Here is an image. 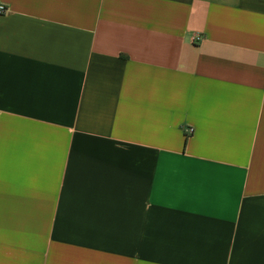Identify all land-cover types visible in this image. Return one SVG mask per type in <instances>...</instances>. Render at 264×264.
Segmentation results:
<instances>
[{
	"label": "crops",
	"instance_id": "obj_1",
	"mask_svg": "<svg viewBox=\"0 0 264 264\" xmlns=\"http://www.w3.org/2000/svg\"><path fill=\"white\" fill-rule=\"evenodd\" d=\"M0 5V264H264V0Z\"/></svg>",
	"mask_w": 264,
	"mask_h": 264
},
{
	"label": "built area",
	"instance_id": "obj_2",
	"mask_svg": "<svg viewBox=\"0 0 264 264\" xmlns=\"http://www.w3.org/2000/svg\"><path fill=\"white\" fill-rule=\"evenodd\" d=\"M6 11V7H4L3 5H0V13H4ZM200 39H198L199 41ZM189 134H192V130H189Z\"/></svg>",
	"mask_w": 264,
	"mask_h": 264
}]
</instances>
